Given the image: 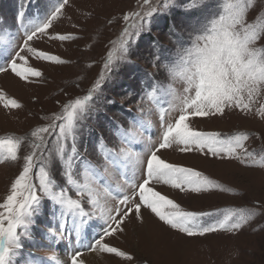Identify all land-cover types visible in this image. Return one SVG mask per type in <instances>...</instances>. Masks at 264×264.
Segmentation results:
<instances>
[{
    "label": "snow or ice",
    "instance_id": "6c2138e0",
    "mask_svg": "<svg viewBox=\"0 0 264 264\" xmlns=\"http://www.w3.org/2000/svg\"><path fill=\"white\" fill-rule=\"evenodd\" d=\"M69 3L70 0H49L42 18L22 25L19 39L0 37V75L28 85L43 84L45 74L33 61L54 66L70 63L36 44L45 38L61 43L79 39L54 31ZM173 3L174 0H159L158 4L138 0L137 10L122 16L124 27L115 40L108 42L102 66L83 94L58 100L59 110L41 117L50 122L35 127L26 136L0 137V164L17 166L0 202V264H20L18 257L26 239L39 236L55 241L73 234L77 243L82 236H88L84 250L74 249L66 262L53 254L47 260L36 258L31 264H88V254L136 264L134 255L108 241L125 234L129 223L146 226L145 210L187 240L218 233L236 234L259 214L243 209L226 213L188 210L156 188L163 184L197 196L229 191L201 171L169 162L164 158L167 150L196 152L210 160H236L245 167L264 169V156L257 158L245 146L249 139L246 133L222 135L193 126L197 118L224 117L229 111L264 120V3L259 0H187L183 5L198 19L188 39L179 41L172 58L163 63L165 79L181 80L183 92L175 95L169 110L160 112L158 137L147 142L146 150L137 153L132 145L139 143V138L118 122L107 117L101 122L105 106L115 105L114 100L103 95L106 85L122 69L133 65V48L142 34L150 31L151 18ZM23 17L21 11L18 19L22 21ZM145 77L149 82L141 89V98L155 101L164 86L151 82L148 74ZM167 91L174 94L170 84ZM0 107L11 111L23 105L0 88ZM93 121L101 135H96ZM104 124L120 138L112 151L103 135ZM25 140H29L27 153L22 152ZM89 143L104 163L97 166L86 159ZM108 164L118 170L134 165L133 178L125 174L127 191H113L104 181ZM49 216L47 231H37L41 217ZM92 221L102 222L95 235L88 234Z\"/></svg>",
    "mask_w": 264,
    "mask_h": 264
},
{
    "label": "rangeland",
    "instance_id": "374dc122",
    "mask_svg": "<svg viewBox=\"0 0 264 264\" xmlns=\"http://www.w3.org/2000/svg\"><path fill=\"white\" fill-rule=\"evenodd\" d=\"M212 2L213 0H209V3ZM259 2L264 3V0ZM158 3L159 0H153V4ZM186 4L187 0H174L172 7L160 10L151 18L150 31L143 33L138 46L133 48V65L122 69L104 89L103 95L114 100L115 105L105 106L100 113L101 122L107 117L108 120L118 122L124 129L134 132L140 140L132 145L137 153L146 150L150 139H157L160 112L169 110L175 103V95L183 92L184 84L181 80L165 79L163 63L172 58L179 47V41L188 39L198 19L196 15L185 11L183 5ZM137 5L138 0H70L63 20L54 25V31L73 34L79 39L61 43L45 38L36 42L41 50L60 56L70 63L54 66L33 61L34 66L45 74L46 82L43 84L28 85L16 78L0 75V88L23 105L21 109L11 111L0 107V137L26 136L35 127L50 122L41 117L51 116L58 111V100L63 102L70 96L83 94L102 66L108 42L115 40L124 27L122 16L137 10ZM46 6H49V0H0V37L5 40L11 37L19 39L23 34L22 25L42 18ZM21 11L24 12L22 21L18 19ZM167 19L172 20L170 27L166 26ZM157 56L159 59H156ZM88 63H92L93 67L88 68ZM145 74H148L151 82L158 81L164 86L157 93L155 101L141 98V89L149 82ZM77 84L79 87H76ZM169 84L174 89V94L167 91ZM133 120L136 121L135 124L132 123ZM91 126L96 135H101V129L96 127L94 121ZM193 126L198 130L220 132L222 135L246 133L249 137L245 142L248 150L255 152L257 158L264 156V120L258 116L229 111L224 117L197 118ZM108 127L104 124L103 135L108 150L112 151L120 143V138L110 133ZM28 151L29 140H25L22 152ZM85 156L93 165L104 163L93 152L91 143L88 144ZM164 158L201 171L229 190L197 196L181 193L163 184L156 185L157 190L174 199L181 207L217 213L243 209L254 210L259 214L236 234L218 233L207 238L187 240L171 232L145 210L146 226L129 223L125 234L109 238L108 242L134 255L136 264H264V169L245 167L236 160H210L196 152L167 150ZM108 169L104 174V181L113 191H127L125 174L128 179H132L134 165L118 170L108 164ZM16 171V165L0 164V202ZM50 221V216L41 217L37 231H47ZM91 223L93 227L88 229V234L95 235L102 222ZM71 226L72 221L69 219V231ZM87 243L88 236H82L80 243H77L74 234L55 241L35 236L34 239L25 240V247L18 259L20 264H31L36 258L47 260L55 254L61 262H66L74 249L84 250ZM97 260V263L90 261L89 264H127L106 255L98 256Z\"/></svg>",
    "mask_w": 264,
    "mask_h": 264
},
{
    "label": "bare ground",
    "instance_id": "6f19581e",
    "mask_svg": "<svg viewBox=\"0 0 264 264\" xmlns=\"http://www.w3.org/2000/svg\"><path fill=\"white\" fill-rule=\"evenodd\" d=\"M97 258H98V256H96L95 254H88L87 255L88 264L90 261L97 263V261H98Z\"/></svg>",
    "mask_w": 264,
    "mask_h": 264
},
{
    "label": "trees",
    "instance_id": "16d2710c",
    "mask_svg": "<svg viewBox=\"0 0 264 264\" xmlns=\"http://www.w3.org/2000/svg\"><path fill=\"white\" fill-rule=\"evenodd\" d=\"M171 22H172V20H171V19H167V20H166V23H167V25H166V26H167V27H170V25H171Z\"/></svg>",
    "mask_w": 264,
    "mask_h": 264
}]
</instances>
